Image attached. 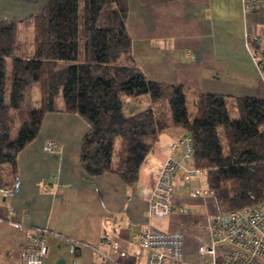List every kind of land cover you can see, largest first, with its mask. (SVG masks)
<instances>
[{
  "label": "crops",
  "instance_id": "crops-1",
  "mask_svg": "<svg viewBox=\"0 0 264 264\" xmlns=\"http://www.w3.org/2000/svg\"><path fill=\"white\" fill-rule=\"evenodd\" d=\"M44 1L0 0V21L22 20L37 12ZM126 3L131 56L148 79L203 92L264 97L260 66V56H264V0L253 12H244L241 0ZM22 40L19 26L18 55ZM256 52L260 56L255 58ZM35 90L30 88L25 98L31 105L39 97ZM142 96L144 100H139ZM193 100L189 93L192 108ZM129 101V109L151 106L156 117H165L160 101L152 102L148 94ZM87 128L74 112L47 111L37 137L19 151L17 189L6 194L0 190V264H20L18 252L31 246L38 227L47 228L49 252L43 264H55L59 259L61 264H148L145 248L132 241L133 234L147 224L164 231L183 230L184 258L197 262V246L205 238L202 227L207 215L218 210L214 196L204 199L192 195L205 172L192 176L188 183L176 174L172 213L167 217L147 215L164 158L170 154L181 159L184 154L183 148L175 151L170 144L185 131L180 127L158 131L138 178L128 184L114 172L90 175L82 168L80 145ZM48 140L58 145L49 147ZM184 164L192 165L191 160ZM111 235L121 238L125 256H105L109 249L106 238Z\"/></svg>",
  "mask_w": 264,
  "mask_h": 264
},
{
  "label": "trees",
  "instance_id": "trees-1",
  "mask_svg": "<svg viewBox=\"0 0 264 264\" xmlns=\"http://www.w3.org/2000/svg\"><path fill=\"white\" fill-rule=\"evenodd\" d=\"M126 17V0H45L22 20L0 21V187L17 189L19 151L37 137L44 114L60 110L88 125L79 160L90 175L114 172L128 184L136 181L158 131L180 127L220 212L263 200L264 97L148 79L131 56ZM32 87L39 97L26 107ZM142 94L167 103L163 119L151 106L125 110L129 98Z\"/></svg>",
  "mask_w": 264,
  "mask_h": 264
},
{
  "label": "built area",
  "instance_id": "built-area-1",
  "mask_svg": "<svg viewBox=\"0 0 264 264\" xmlns=\"http://www.w3.org/2000/svg\"><path fill=\"white\" fill-rule=\"evenodd\" d=\"M241 6L244 12L257 11L261 7V0H241ZM253 38L257 40L258 36L253 35ZM254 56L256 58L260 55L256 52ZM260 63L264 64L262 55ZM260 66L262 67L261 64ZM46 145L56 147L58 144L48 140ZM170 147L175 151L183 148L184 154L181 159L170 154L164 158L155 188L148 201L147 215L150 217H167L172 213V187L176 174L183 183H188L192 176L205 172L204 168L184 164V161L191 160L193 151L188 133L173 141ZM0 190L6 194V188L0 187ZM192 195H200L204 199L215 197L205 178L200 180L199 186L192 189ZM202 231L205 238L198 243L199 259L195 263H189L184 258L185 233L181 229L164 231L147 224L133 234L132 241L145 248L148 264H264V199L240 211L217 210L208 214ZM46 232V227H38L31 246L19 250L20 264H43L49 252L45 239ZM106 242L109 247L108 254L105 255L107 258L127 254L121 247L122 242L118 235L107 237Z\"/></svg>",
  "mask_w": 264,
  "mask_h": 264
},
{
  "label": "rangeland",
  "instance_id": "rangeland-1",
  "mask_svg": "<svg viewBox=\"0 0 264 264\" xmlns=\"http://www.w3.org/2000/svg\"><path fill=\"white\" fill-rule=\"evenodd\" d=\"M35 91H36V94H38V90L36 89ZM30 95H32V92L29 93V96H30ZM144 97H145V96H142V97H140V98H138V99H139V100H144ZM57 102H58V103H61V98H60V97L57 98ZM130 102H131V101L128 102V100H127V102L125 103V110H126V111H129V110H130V109L128 108L129 106H131V105H130ZM29 103H30V102L26 100V101L24 102L23 105H26V106L29 105V106H30L31 104H29ZM160 103H161V101H160ZM164 103H165V102H164ZM32 105H33V104H32ZM32 105H31V106H32ZM161 105H162V106H161ZM161 105L159 106V108H161V110H164V112H165V109L167 110V106H168L167 103H165V104H162V103H161ZM163 105H164V106H163ZM162 107H163V108H162ZM188 109H189V110L192 109V104H191L190 101H188ZM14 133H15V132L13 131V132H12V135H14Z\"/></svg>",
  "mask_w": 264,
  "mask_h": 264
},
{
  "label": "water",
  "instance_id": "water-1",
  "mask_svg": "<svg viewBox=\"0 0 264 264\" xmlns=\"http://www.w3.org/2000/svg\"><path fill=\"white\" fill-rule=\"evenodd\" d=\"M261 68H262V70L264 71V65H262V67H261ZM62 261H63L62 259H59V260H57V262H56L55 264H61V263H62Z\"/></svg>",
  "mask_w": 264,
  "mask_h": 264
}]
</instances>
